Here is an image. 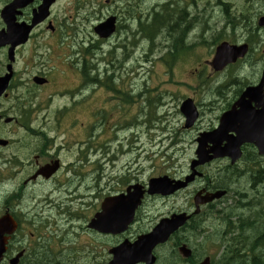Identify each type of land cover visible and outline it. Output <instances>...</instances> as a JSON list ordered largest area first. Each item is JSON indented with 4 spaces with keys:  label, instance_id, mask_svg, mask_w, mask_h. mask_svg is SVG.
<instances>
[{
    "label": "flooded vegetation",
    "instance_id": "obj_1",
    "mask_svg": "<svg viewBox=\"0 0 264 264\" xmlns=\"http://www.w3.org/2000/svg\"><path fill=\"white\" fill-rule=\"evenodd\" d=\"M14 1L16 7L13 11H4ZM79 1H90V7L98 0ZM74 2L0 0V33L10 28L28 30L27 40L15 47L14 59L8 56L11 44L0 47L3 55L0 57V77L12 74L6 93L0 95V219L8 218L1 228L4 230L1 247L5 250L0 264H113L119 248L136 242L163 218L160 215L151 219L148 226H143L144 218L152 213L146 211L147 202L144 200L135 209L132 222L123 230L105 233L91 226L102 201L125 193L130 182L102 188L97 175L95 186L85 183L91 178V168H96L94 172L99 169L98 161L94 163L92 159L93 154L98 153L93 142L86 141L82 146V129L86 122L81 111L88 109L89 114H94V122L89 123L93 130L98 120L93 109L101 107L107 111L110 102L106 87L98 83L97 63L84 58L80 63L82 67L78 68V63L67 56L70 52L66 47L78 43L80 10L75 6V12L72 11ZM249 2L251 16L236 19L232 16L234 12L229 11L223 19L225 32L222 39L220 36L221 41L246 46L247 53L221 71H213L220 79L219 89L212 95L210 103L216 102L219 106L210 120L214 122L212 127L220 123L248 87L260 84L264 76V0ZM84 70L91 77L88 83L82 80ZM212 75L210 71L208 76ZM103 91L105 98L98 105ZM258 94L256 91L254 98H244L242 102L246 105L225 118L227 128L237 129L264 122V91L263 98ZM95 101L96 104L92 105ZM247 102H250L249 106ZM210 109L205 106V112L210 113ZM234 134L233 131L229 133ZM241 150L242 156L236 164H231L230 158L221 159L226 162L223 169L224 179H227L223 182V188H227L225 196L204 204L198 213L194 212L192 202L187 209H170L169 216L187 211L190 218L163 247L175 246L178 239H192L207 228L213 236L220 228L222 236L230 239L240 229L245 211L258 207L255 202L258 193L262 200L260 211L264 212V190L254 188L255 184L250 180L263 171H258L257 167L258 162L264 164V156L253 143H244ZM241 163H244L243 167ZM245 174L249 178V187L256 191L233 192L232 184H239L241 179L230 176ZM91 188L95 190L93 204L90 203L92 195H83L80 191ZM78 205H93L94 209L84 213L82 208L77 210ZM115 248L118 249L113 253ZM154 253L156 264H198L201 261L184 260L178 256L177 250L162 251V245ZM118 258L116 262L120 264H146L140 260L127 262L124 257Z\"/></svg>",
    "mask_w": 264,
    "mask_h": 264
},
{
    "label": "rangeland",
    "instance_id": "obj_2",
    "mask_svg": "<svg viewBox=\"0 0 264 264\" xmlns=\"http://www.w3.org/2000/svg\"><path fill=\"white\" fill-rule=\"evenodd\" d=\"M223 1L230 5H223ZM89 2L82 1L76 6V10L82 7L77 23L79 26L78 43L66 47L67 52H70L67 56L73 59L72 62L78 63V68L82 67L80 63L84 58H92L91 63H97L98 66L100 84L105 87L107 75L113 73L114 77L111 91H106L109 94L110 103L107 109L110 112L106 113L105 109L101 111V107L93 109L99 118L97 123H94L93 130L90 127L92 124L89 123L94 122V114H89L88 109L81 111V117L86 122L82 129V146H85L86 141H92L98 151L99 171L94 172L96 168H91V178L89 179L93 181L89 182L87 179L85 183H89L90 187L95 186L97 175L98 184L101 183L102 188L106 185L119 186L123 180L137 179L147 183L151 177L162 175H168L175 179L184 178L190 173V164L195 157L197 146L195 139L198 132L209 130L213 126L214 122L210 120L219 107L216 102L209 105L213 97L206 91L216 88L220 77L213 72L207 62L204 63L213 75L209 77L208 71L207 75H204L205 71L201 64H203V60L210 61L212 59L215 46L223 37L225 31L223 29L218 31V28L223 24V19L227 14L225 9L228 7V12L233 11L236 19L243 20L245 17L251 16V12L248 11L251 9L249 0H144L140 8L137 6L134 11L135 15L137 12L142 13V19L137 16L131 18L130 13L126 12L127 3H133L131 0H112L110 4H107L106 0H98L97 2L93 1L94 3L92 2L90 7ZM167 2L172 10L171 16L166 17L169 20L168 23L171 22L175 25L179 15H183V13L180 14L182 9H187L189 14L185 15V20L179 26L186 33V25L189 26L191 30L187 34L186 40L196 43L194 49L187 52L189 56L186 59L181 58L179 61H175V65L173 63L170 65L162 60L172 44L171 41L164 40L167 38L168 29H161L162 33L159 34L154 46L147 38H142L138 32V29L141 30L146 16L149 18V13L154 9L162 11L163 3ZM72 11L75 12V5ZM110 13L119 15L120 30L109 40L102 41L99 44V49L93 47L98 42L93 31V23L103 21ZM216 31L218 32L216 33ZM219 36L221 39L216 41L215 39ZM2 56L0 54V57ZM105 69L108 71L106 72ZM94 71L92 70V73H95ZM199 74L204 75L203 81H199L200 78L196 76ZM64 80L69 81L71 78ZM90 93L91 90L87 95ZM103 94L98 105L105 98L104 91ZM187 97L194 98L199 104V109L201 104L206 102L207 107L212 108L210 114L201 107L200 110L203 111V114L200 116L196 128L191 130L183 128L185 119L180 111L181 103ZM149 98L153 102L149 103ZM95 104L96 101L92 105ZM105 115L107 118L103 120ZM92 159L95 163L96 157L93 156ZM225 166L226 162L217 161L208 165L206 171L214 181V178L219 176V169ZM240 166L243 167L244 163H241ZM68 178L66 179L68 180ZM231 178L235 179L234 176ZM250 180L254 182L252 178ZM204 183H206V179L200 178L188 190L179 192L172 197H151L147 200L146 211H152L153 219L156 216L168 214L171 208L184 209L189 204L187 201L190 200L193 190ZM249 183L248 175L245 174L239 184H232L233 192L238 193L245 190L248 193H253L256 191L254 188L259 191L264 190L257 186L252 189L249 187ZM67 191L70 193L69 190ZM80 191L83 195H92L90 203H94L93 193L95 190L93 188L88 191L85 189ZM59 196H62V193ZM61 198L63 199V197ZM79 208H82V212L87 213L93 210L94 206L80 207L78 205L77 210ZM245 214L247 218L251 212L246 210ZM254 230V236L249 231L243 234V242L246 243V247L251 245L250 240L255 239L257 242L264 240V228L257 225ZM200 239L202 238L198 240ZM213 241L219 243L218 239ZM193 244L206 249H211L213 246L205 241L191 242L194 248ZM221 249H213L212 252L218 253ZM224 264H227V261Z\"/></svg>",
    "mask_w": 264,
    "mask_h": 264
},
{
    "label": "water",
    "instance_id": "obj_3",
    "mask_svg": "<svg viewBox=\"0 0 264 264\" xmlns=\"http://www.w3.org/2000/svg\"><path fill=\"white\" fill-rule=\"evenodd\" d=\"M116 29V18L111 17L105 22L100 23L95 27L96 33L100 37H109ZM245 48L239 50L228 46V44H222L217 48V54L213 62L214 67L219 70L227 64L228 62L235 61L238 57L243 56L245 53ZM13 50L11 49V53ZM8 77L0 79V93H2L8 84ZM181 111L186 117V127H191L198 117V112L196 106L192 99H187L183 102L181 106ZM223 124V123H222ZM238 133L237 137H233L228 140V143L222 147L221 139L223 135L228 132V129L223 128L221 125L217 130L213 132L202 134L198 139L199 146L196 151L198 155V160L193 161L192 175L186 177L185 181H175L170 179L168 176H162L157 178H152L149 181V193H161L163 195H168L174 193L175 191L185 188L190 181H192L197 174L195 167L206 162H209L213 158L227 155L232 157L235 161L240 153L239 148L242 142L250 141L256 142L259 146L261 153H264V130L261 125L257 127L236 129ZM208 142L213 143L214 146L211 149H207ZM210 153H213L212 155ZM134 191L128 190L127 196H120L115 198H107L102 204V211L96 216V219L92 221L91 226L97 227L102 231H115L123 230L128 223L129 215H132L135 207L140 203L143 196V190L141 185L133 186ZM203 191L199 192L195 197V202L197 205L207 201H212L215 198H220L224 192L216 191L214 193H208L205 196L202 195ZM128 212V216L126 215ZM129 218V219H128ZM125 219L127 221H125ZM187 217L184 214L173 215L169 219H164L156 227L153 233L143 236L135 244H130L129 246H123L119 248V252L116 254V261L118 257H124L125 261L130 262L132 260H146L150 264L153 260L151 259L152 248L161 242H165L169 236L177 230L186 221ZM181 252L185 256H190L191 251L185 246L182 247ZM113 264H120L118 262ZM201 264H209V259H206Z\"/></svg>",
    "mask_w": 264,
    "mask_h": 264
},
{
    "label": "trees",
    "instance_id": "obj_4",
    "mask_svg": "<svg viewBox=\"0 0 264 264\" xmlns=\"http://www.w3.org/2000/svg\"><path fill=\"white\" fill-rule=\"evenodd\" d=\"M131 1H133V3L131 6L127 8L126 12L130 13L129 16H131L132 18L136 16L138 17L139 14L138 12L136 13V15L134 14L135 8L137 7L138 3L141 4L143 3L144 0H131ZM171 12L172 10L169 6V3L167 4L163 3L162 11L154 9L153 11H151V13H149L150 15L149 18H147L146 16V19L143 22L145 26H142L141 31H139V33L141 32V35L147 38L150 41L151 45L154 46L156 39L159 37V34L162 33L161 29L163 28L168 29L167 38L164 40L171 41L172 44L170 45V50L167 51V53L162 57V60L170 65L172 63L175 65V61H178L179 59L182 58V53H186L190 48L187 47V40H186L188 30L190 29V27L186 25V30H187L186 33V31H183L179 26L181 25V22L185 20V15L187 14L185 8L182 9V12L180 14L183 13V15L182 16L179 15L175 25L173 23L171 24V22L170 23L167 22L169 20L166 17H170ZM139 17L140 19H142L141 16ZM176 26L179 27L176 28ZM255 179L257 180L256 181L257 184L255 186L264 188V181L262 182V180L264 179L263 174L256 175ZM224 180L227 179H223V182H225ZM256 247L257 246H254L253 248ZM255 260L257 261V263H259L260 258L255 257Z\"/></svg>",
    "mask_w": 264,
    "mask_h": 264
},
{
    "label": "bare ground",
    "instance_id": "obj_5",
    "mask_svg": "<svg viewBox=\"0 0 264 264\" xmlns=\"http://www.w3.org/2000/svg\"><path fill=\"white\" fill-rule=\"evenodd\" d=\"M257 179H258V178H257ZM252 180H254V183H256V181H257L255 178H252ZM70 229H71V228H70ZM260 233H261V232H260ZM262 234H263V233H262Z\"/></svg>",
    "mask_w": 264,
    "mask_h": 264
}]
</instances>
